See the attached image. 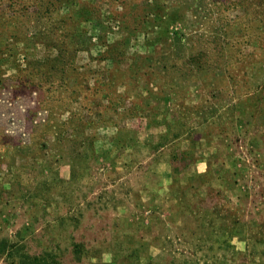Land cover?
I'll return each instance as SVG.
<instances>
[{
	"label": "rangeland",
	"instance_id": "1",
	"mask_svg": "<svg viewBox=\"0 0 264 264\" xmlns=\"http://www.w3.org/2000/svg\"><path fill=\"white\" fill-rule=\"evenodd\" d=\"M0 264H264V0H0Z\"/></svg>",
	"mask_w": 264,
	"mask_h": 264
}]
</instances>
